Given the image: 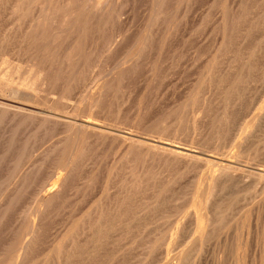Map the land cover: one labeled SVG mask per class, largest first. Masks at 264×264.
<instances>
[{
  "label": "bare ground",
  "instance_id": "bare-ground-1",
  "mask_svg": "<svg viewBox=\"0 0 264 264\" xmlns=\"http://www.w3.org/2000/svg\"><path fill=\"white\" fill-rule=\"evenodd\" d=\"M135 1L0 0V264H102L101 261L110 259L105 257L107 256L105 251H109L113 242L116 248V242L121 239L120 236H124L121 235L122 231L128 228L130 232L129 227L133 220L137 223V219L139 220L144 212L149 211L148 214H150V211L158 210L166 199L170 201L168 198L177 200L176 196L183 188V181L184 183L186 181L184 180L186 177L183 176L188 174L193 180L189 181L190 185L187 184L189 186L186 195L188 201L195 202L196 209L192 212L191 208L189 213L182 217L178 216L174 228L169 227L172 231L169 232V238L167 236L168 244L165 237L166 243L162 240V243L168 246L165 245L167 248L160 255L155 254L160 257L154 256L157 260V262L153 260L154 263L160 264L165 255L170 256L172 254L170 249L172 251L173 246L181 244L188 234L191 235V230L194 228L198 234L194 241L192 240V245L174 254L172 259L166 256L167 264H183L191 253L201 249L204 243H209L208 240L217 235L219 228L222 229L225 226V216L230 220L236 213H233L234 210L241 209L235 207L233 209L231 200L228 203L223 202L226 205L230 203L231 207L222 205L221 201L228 193L236 196L239 192L246 191V194H243L246 197L242 199L246 204L245 207L248 205V208H244L247 211L243 212L246 217H251L257 210L264 208L263 100L251 118L245 120L246 110L243 116L242 111L240 112L242 102L235 100L236 97L232 96L234 99L228 100L225 96V103L221 102L223 104L221 111L218 109L220 106L215 108L218 103L213 106L217 101L214 99L218 97L217 95L212 97L215 100L214 104L213 99L205 98L202 105L200 102L203 114L195 116L192 122L194 136L187 140L190 144L177 140L182 134H179L180 129L177 128V124L174 128H172L174 125L171 127L167 125L171 120L181 117L177 116V114L180 115L177 113L178 109L177 111L173 109L176 106L172 108L173 111L170 107V111L165 112L159 109L160 107L157 109V104L155 106L152 103L154 100L147 103L151 104L150 106L154 105L156 110L147 104L143 105L144 101L139 103L138 112L140 113L137 112L139 115L136 114L138 117L132 123L133 129L121 127L128 123H125V114L128 110H125L123 106L126 98L124 99L121 95L124 100L116 99L120 92L123 91L125 94L133 83L138 82L142 70L148 66V59L153 53L159 54L157 60L159 65L160 63L162 65L163 53L170 46L182 43L187 47L192 39L186 38V34H190L193 27V24L191 26L189 23L191 17L190 19L188 17L193 10L195 11L204 3L203 0H147L148 3H145L148 4V9L152 7V11H147L148 15H143L148 17L146 21L148 26L140 34L130 29L133 14H136L135 8L133 9ZM240 1L235 2L238 4ZM230 2L235 5L232 0ZM252 2L242 0L238 6L231 7V5L228 11L220 14L221 16L223 14V17L219 18H224V22L221 24L223 31L219 27L223 32V38L219 39L223 41L221 45L217 43L220 45L217 47L218 51L217 53L215 51L214 56L211 55L212 58L210 57L211 60L206 65L207 75L205 76L209 86L218 87L220 84L223 86L226 75L231 73L227 71V74H224L226 73L224 71L229 69H226L222 63H226L225 59L229 56L232 59V56L234 58L237 54L238 59L240 55L239 58L242 60H238L243 61L241 71L235 68V70L239 69V73L234 77L230 76L232 77L229 78L230 84L227 82L229 89L225 84L229 93L228 98L231 94L237 96L239 93L237 89L247 87L249 81L253 83L252 76L255 77L257 73L260 78L258 82L264 79V8H262L264 4L258 3L257 0V3ZM171 14H173L172 20L175 14L180 16V19L177 16L179 21L174 19L175 23L172 21L169 23ZM197 14L199 15L198 12ZM206 17L208 16L202 15L199 17V22L197 21L201 23V28L207 20ZM219 18L217 23L221 22ZM196 29L200 32L198 26ZM220 30H217L218 35ZM253 35L255 41L252 38ZM196 36L194 37L197 38ZM250 38L253 39L251 43L248 42ZM193 41L190 43L191 48L197 42L195 40L193 45ZM186 47V50L189 48L187 52L192 50ZM177 48L179 49V46ZM171 49L172 47L168 49L169 52ZM174 53L177 51L173 52V56ZM187 57H190L188 61L192 64L196 56H191L189 53ZM15 59L22 60L24 65L20 64L21 62L15 63ZM232 62L230 60V63L234 64ZM194 64L192 65L196 67ZM222 68L225 70L223 71ZM93 87L96 88L92 90ZM214 90L219 93L216 89ZM82 98L85 99L84 102L80 100ZM236 99H239V96ZM79 100L83 102L80 105H78ZM220 100L223 101L221 98ZM251 107L246 109L249 111ZM213 108L214 111L216 110V115L212 114ZM237 108L240 109L242 116L239 112V116L238 113L236 115ZM217 110H219L218 113ZM248 111L247 113H251ZM52 138H54L53 143L40 150L43 141ZM71 140V147L66 152ZM231 145L235 147V150ZM230 146L233 151L228 149ZM117 147L120 148L121 156L118 155L116 162L115 158L118 156L115 155L118 151L116 153L114 151ZM37 148H40V151ZM37 151L39 152L36 153ZM109 151L113 152L115 162L105 164L106 161L103 164L101 157L104 155L106 158V153H108L107 156L111 155ZM107 160L111 161L108 157ZM99 191L103 194L96 199ZM82 194L86 195V198L80 196ZM227 197L224 198L226 201H228ZM232 199L235 200V198ZM142 200L143 204L140 202ZM89 201L94 203L92 208V203ZM86 203L91 210L85 208ZM180 205H176L179 208H175L176 211L173 212L176 213L175 217L182 213H180L182 210L180 207L183 206ZM155 214L153 213V216ZM145 216L148 217V221L151 220L149 219L151 215L144 214ZM174 219L176 222L177 219ZM146 220H143V223H147ZM147 224L144 225H150ZM147 230L146 228V232ZM146 232L144 231V236H150L145 234ZM126 233L122 238L121 246L127 243L124 242L127 240H124L125 237L130 238L133 235L130 232L132 235L127 236ZM149 233L154 236L150 231ZM158 233L155 231V236L158 237ZM258 234L256 237L259 236ZM150 239L151 243L145 245L146 251L150 250L151 253L155 243L152 246L154 237ZM143 240L140 243L146 242L145 239ZM131 243L133 244V241ZM136 244L138 245L139 242ZM161 244L159 247L164 245ZM129 245L126 244L123 247ZM256 246L258 245H255V249ZM120 248L112 250L114 252L112 254L117 253L114 255L116 258L123 255ZM155 248L157 250L158 247ZM240 249L241 247L239 251ZM125 250L128 251L126 248ZM146 251L144 250V253ZM251 252L253 251L250 250ZM146 253L145 256L148 258L150 254L146 255ZM260 253L259 251V255ZM263 254L262 257H264ZM141 255L139 256L142 257L141 259L146 258ZM113 258L111 259H116ZM252 258L255 260L256 257ZM112 260H109L108 264L118 261L117 259L111 263ZM245 261H247L246 258ZM245 261L243 260L244 263Z\"/></svg>",
  "mask_w": 264,
  "mask_h": 264
},
{
  "label": "rangeland",
  "instance_id": "rangeland-1",
  "mask_svg": "<svg viewBox=\"0 0 264 264\" xmlns=\"http://www.w3.org/2000/svg\"><path fill=\"white\" fill-rule=\"evenodd\" d=\"M137 1L139 2L138 4H137ZM207 1H209V0H203V2L204 3H206V4H204V3H202V5H201V7H199V8H197L196 10H197V12L199 13V15L197 14V12H196V10L194 11H192L193 12V14H192V12H191V15L188 17L189 19H190V17H191V19H190V21H189V23H190V25L191 24H193V27L191 28V30H190V34L188 33V34H186V38H188V39H192V41H193V45H195V40H197V42H198V44H197V42H196V45L195 46H192V48H191V45L192 44H190L192 41L190 40L189 41V43H188V45H187V47L185 46V44H182L181 42V44H179V43H177V45L179 46V49L177 48L178 46L177 45H173V46H170L168 49H170L171 47H172V49L171 50H173V51H171L170 50V52H169V50L168 49H166L165 50V52L163 53V59L161 60V58H160V60L162 61V65H161V63H160V65H159V62H158V60L157 59H159V54H156V53H153L152 54V57H151V59H150V57H149V62H147L148 63V66H146V68H144L143 70H142V74L139 76L140 78H138L139 80H138V82L137 83H133V86H131V88H130V86H129V88H130V90L129 89H127V91L125 92V94H124V92L123 91H121L120 92V95H118L119 97H121V95L124 97V99H125V104H123V106H125L124 108H125V110H128L129 111V114H128V111H126V114H125V123H127V124H123V125H121V127H123V128H126V129H133V127H132V123L133 122H135L136 121V118L138 117V113H140V112H138L139 111V106L138 105H140L141 104V102L142 101H144V104L143 105H148V103H151L153 100L156 102H152L155 106H156V104H157V109L159 108V109H163L165 112L166 111H170V107H171V111H173V109L175 110L176 109V111H177V109H178V111H177V113H180V115L179 114H177V116H181L180 118H178L177 120H174V121H170V122H168V126H173L172 128H174V127H176L175 125L177 124V128H179L180 130V132H179V134H181L180 136H178V138H177V140H180V142H182V143H186L187 142V144H190V142L188 143V141L187 140H189V138L193 135L194 136V133H193V131H192V128H191V126H192V122H193V120H194V117L196 116V117H198V116H200V115H202L203 114V112H202V110H201V108L202 107H200V102H201V105L203 104V102L205 101L204 99L206 98V99H208L209 100V98L210 99H213L216 95L218 96V97H220V96H222V97H220L221 99H223V101H221L220 100V98H218V97H215L214 99H216L217 101L215 102V100L213 99L212 101V103L214 104V102H215V104L213 105V106H216V103H218V104H220V105H218L217 104V106L215 107V108H218V106H220L218 109H220V111H221V106L223 105V104H221V102H224L225 103V101H224V97L225 96H227L226 98L228 99V100H233L234 98L233 97H236V98H238V96H239V99H236L235 98V100H240L241 102H242V104H243V102H244V106H242V104H240V106L238 105V108L240 107V112L241 113H243L245 110V114L243 113V116L245 115V120H248V119H250L251 118V116L254 114V112L257 110V107L260 105V104H262L263 102H264V79L260 82H258L257 80H259L260 78L258 77L259 76V74L257 73L256 74V76L255 77H257V79L254 77V76H252L253 77V79L252 80H254V82L253 83H250V82H252V81H249V83H250V85H249V83H248V85H247V87L245 86V88L243 87V89L242 88H240V90L239 89H237V93H238V95L237 96H235V95H232L231 94V96H230V98H228V96H229V93L227 92V89H226V87H228V89H229V85H228V83H229V81H230V79L232 78V77H234V75H236V74H238L240 71H241V69L242 68H240V67H242L243 65V61H241L242 59L241 58H239L240 57V55H239V57H238V59H241V60H238L237 58H236V56H237V54L236 55H234L235 57L233 58V56H232V59H233V62H234V64H231L230 63V60H231V62H232V59L230 58L231 56H229L228 58H230L229 60H228V58L227 59H225L226 60V63L228 64V65H226V63L224 62V63H222V65L224 66V67H226V69H229V70H225L224 68H222L223 69V71L224 72H226V73H224L225 75L227 74V71H228V73H231V74H228V76L226 75V77H225V84H227L228 86H226L225 84H224V82L222 83V84H224L223 86L220 84V86L221 87H223V88H221L220 86H213V87H211V86H209V84H208V82H207V80H206V76L205 75H207V73H206V69H207V67H206V65H208V61H210L211 60V58H212V56H214L216 53H217V47L218 46H220L221 45V42L223 41H221V39H219V38H223V30H222V25L221 24H223L222 22H224V18H219V17H223V14H222V16L220 15L222 12L224 13V11H228L229 10V8H231V7H233V3L232 2H230L231 0H223V1H225L223 4H222V2L223 1H221V0H213V1H211L210 3L209 2H207ZM233 2H235V1H238V0H232ZM240 1V0H239ZM243 1H245V0H243ZM252 1H254L255 3H260V4H264V2H263V0H257V2H256V0H251V3H253ZM136 3H134V7H133V9H134V13H136V14H133L134 15V20L132 19V24H131V27H130V29H134L135 31H138L140 34H142L143 32H144V29H146L147 28V26H148V23H146V21H147V19H148V17L147 16H143L144 14L145 15H148V12H150V11H152V7L150 6V8L151 9H148L149 7L147 6L148 4H146V3H148L147 2V0L145 1L144 0V2H143V0H136L135 1ZM146 2V3H145ZM218 3V4H217ZM228 3V4H227ZM239 3H242V0L240 1V2H238V4H237V2H235V7L236 6H238L239 5ZM227 4V6L226 7H224L225 5ZM230 4V5H229ZM259 4V6H262V5H260ZM221 5H223V6H221ZM232 5V6H231ZM141 6V7H140ZM229 6V7H228ZM231 6V7H230ZM203 7V8H202ZM219 7H222V8H224L223 9V11H222V8L221 9H219ZM139 8V9H138ZM226 8V9H225ZM262 8H264L263 6H262ZM136 9H138V10H136ZM219 9V10H218ZM228 9V10H227ZM216 10V11H215ZM141 11V12H140ZM148 11V12H147ZM145 12V13H144ZM196 12V13H195ZM137 13H138V15H137ZM147 13V14H146ZM203 13V14H202ZM142 14V15H141ZM174 14V13H173ZM173 14H171L172 16L171 17H169V18H171V20H170V22L169 23H171V21H172V23H175V20L176 21H179V20H177V16H176V14H175V16H174V19L172 20V18H173ZM201 14V15H200ZM193 15V16H192ZM197 15V16H196ZM202 15H204V16H208V17H206L207 18V20H206V22L204 23V25L202 26V28H201V23H198L199 22V17H201ZM136 16V17H135ZM138 16V17H137ZM199 16V17H198ZM142 17V18H141ZM144 17V18H143ZM176 17V18H175ZM180 16H178V18H179ZM194 17H196V18H194ZM219 18V21H220V19H221V22H219V23H217L218 22V18ZM194 18V19H193ZM180 19V18H179ZM188 19V20H189ZM142 20V21H141ZM195 20H196V22H195ZM194 21V22H193ZM198 21V22H197ZM208 21V22H207ZM142 22H143V24H142ZM146 23V24H145ZM194 23L196 24L195 26H194ZM197 24H200V25H197ZM218 26H217V25ZM220 24V25H219ZM136 25V26H135ZM143 25V26H142ZM146 26V27H145ZM192 26V25H191ZM197 26H198V29L199 28H201V30H200V32H197ZM205 26V27H204ZM142 27V28H141ZM216 27H218V29L216 28ZM219 27H220V29L222 30H220L219 29ZM139 29L141 30V31H139ZM195 31H194V30ZM193 30V31H192ZM217 30H220L221 32H219L218 31V33H219V35L217 34ZM216 31V32H215ZM142 32V33H141ZM196 32V34H194ZM193 33V34H192ZM203 33V34H202ZM197 34H199L198 36H196ZM217 34V35H216ZM190 35V36H189ZM193 35V36H192ZM221 35V36H220ZM194 36H196L197 38H195ZM201 36V37H200ZM217 36H220V37H217ZM190 37V38H189ZM195 38V39H193V38ZM255 36L253 35L252 36V38L254 39V41H255V38H254ZM252 38H250L249 39V43H251V42H253V39ZM200 39V40H199ZM218 41H220V42H218ZM247 42V45H249V43ZM217 43H219L218 45H217ZM200 44V45H199ZM214 45V46H213ZM246 45V46H247ZM181 46V47H180ZM184 48H183V47ZM198 46H201L200 48L198 47ZM215 46H216V50H215ZM185 47L186 48H188V47H190V50L191 51H188L187 52V50H189V48L186 50L185 49ZM195 47V48H194ZM197 47V48H196ZM183 49V50H182ZM213 50V51H212ZM177 51V53H174V56H173V52H176ZM195 51V52H194ZM197 51V52H196ZM215 51H216V53H215ZM169 54H168V53ZM202 52V54H200ZM213 52V53H212ZM239 52H240V50H239ZM180 53V54H179ZM189 53H191V56H196L195 58H194V61H192V64H194V65H196V67L195 66H193L192 64H191V62L189 63V59H190V57L188 58L187 56H188V54ZM193 53H195V54H193ZM196 53H197V55H196ZM212 53V54H211ZM212 55V56H211ZM168 56V57H167ZM166 57V58H165ZM211 57V58H210ZM242 57V56H241ZM169 58V59H168ZM240 62H238L236 59ZM156 59V60H155ZM209 59V60H208ZM153 60V61H152ZM237 62H236V61ZM16 61V62H15ZM15 63H17V64H19L20 62V64H22V65H24L23 64V61L22 60H18V59H15ZM227 61H229V62H227ZM154 62V63H153ZM155 62H157L158 64H156ZM167 62V63H166ZM232 62V63H233ZM187 63H188V65H187ZM197 63V64H196ZM154 64H156V65H154ZM169 64V65H168ZM189 64H191V65H189ZM230 64H231V66H230ZM235 64H237V65H235ZM153 65V66H152ZM221 65V66H222ZM240 65V66H239ZM242 65V66H241ZM155 66V67H154ZM194 68H193V67ZM229 66V68H227ZM234 66H236V67H234ZM155 69H154V68ZM166 67V68H165ZM231 67V68H230ZM233 67H234V70H235V68H239V69H236L235 70V72L233 71ZM169 68V69H168ZM193 68V69H192ZM152 71H151V70ZM158 69V70H157ZM187 69H189V70H187ZM203 69V70H202ZM156 70V71H155ZM238 70H239V72H238ZM150 71V72H149ZM229 71H231V72H229ZM159 72V73H158ZM237 72V73H236ZM166 73V75H164ZM235 73V74H234ZM156 74V75H155ZM158 74V75H157ZM202 74V75H201ZM150 75V76H149ZM160 75V76H159ZM258 75V76H257ZM144 76H145V78H144ZM149 76V77H148ZM154 76V77H153ZM157 78H156V77ZM158 76H159V78H158ZM230 76H232L231 78H230ZM161 77V78H160ZM227 77H228V79H227ZM255 78V79H254ZM152 79H153V81H152ZM199 80V81H198ZM206 81V82H205ZM140 82V83H139ZM149 82V83H148ZM155 82V83H154ZM200 82V83H199ZM228 82V83H227ZM257 82V83H256ZM151 83V84H150ZM202 83V84H201ZM263 83V84H262ZM94 84V82L92 83V85ZM134 84H136V86L134 85ZM197 84V85H196ZM201 84V85H200ZM230 84V83H229ZM155 87H154V86ZM254 85V86H253ZM142 86V87H141ZM226 86V87H225ZM215 87V88H214ZM225 87V88H224ZM96 87H93L92 88V90H94ZM146 88V89H145ZM155 88V89H154ZM198 88V89H197ZM207 88V89H206ZM218 88L220 89V90H218ZM254 88V89H253ZM135 90V92H134V90ZM147 89H148V91H147ZM152 89V90H151ZM214 89H216L217 91H219V93L218 92H215V90ZM224 89V90H223ZM249 89V90H248ZM260 89V90H259ZM146 90V91H145ZM198 90H199V92H198ZM210 90H212L213 91V94H212V91H210ZM221 90H223L224 91V93H225V95H224V93H222L221 94V92H223V91H221ZM239 90V91H238ZM221 91V92H220ZM123 92V93H122ZM131 95H129L128 93ZM132 92V93H131ZM197 92V93H196ZM201 92V93H200ZM210 92V93H209ZM245 92V93H244ZM127 93V94H126ZM141 93V94H140ZM220 95H218V94ZM227 93H228V95H227ZM256 93V94H255ZM148 94V95H147ZM150 94V95H149ZM152 94V95H151ZM208 94V95H207ZM215 94V95H214ZM242 94V95H241ZM126 95V96H125ZM146 95V96H145ZM117 96V97H118ZM141 96V97H140ZM150 96V97H149ZM198 96V97H197ZM214 96V97H213ZM233 96V97H232ZM241 96V97H240ZM116 98V99H119V100H124L122 97L121 98ZM129 97V98H128ZM213 97V98H212ZM156 98V99H155ZM188 98H190V99H188ZM192 98V99H191ZM203 98V99H202ZM218 98V99H217ZM225 98V100H227ZM232 98V99H231ZM242 100H241V99ZM261 98V99H260ZM75 99V101H77V99H79L78 97H77V99L76 98H74ZM150 99V100H149ZM185 99V100H184ZM251 99H253V100H251ZM80 100H83V102H84V98H82V99H80ZM79 100V102H78V105H80V104H82L83 102L82 101H80ZM126 100H128V101H126ZM158 100V101H157ZM257 100V101H256ZM262 100H263V102H262ZM147 101H148V103H147ZM150 101V102H149ZM188 101V102H187ZM239 101V102H240ZM251 101H253V102H255L254 104L256 105V106H254V104H253V106H252V103L253 102H251ZM158 102V103H157ZM176 102V103H175ZM179 102H181V103H179ZM240 102V103H241ZM140 103V104H139ZM186 103V104H185ZM132 104V105H131ZM152 104V105H153ZM161 104V105H160ZM183 104H185V105H183ZM251 104V105H250ZM130 105H131V107H130ZM151 104H149L148 106H150ZM150 106L151 108H154L155 110H156V108H155V106ZM172 105V106H171ZM174 105V106H173ZM179 105V106H178ZM249 105V106H248ZM135 106V107H134ZM165 106V107H164ZM169 107V110H168V107ZM176 106V107H175ZM177 106H178V108H177ZM252 106V107H251ZM133 107V108H132ZM163 107V108H162ZM173 107H175V108H173ZM223 107V106H222ZM248 107V109H249V107H251L250 109L251 110H247L246 108ZM173 108V109H172ZM238 108H237V111H236V115H237V113L239 112V110H238ZM130 109H131V111H130ZM136 109H138V110H136ZM180 109V110H179ZM191 109V110H190ZM253 109V110H252ZM135 111V112H134ZM181 111V112H180ZM216 111V110H215ZM215 111H214V108H213V112H212V114H215L216 115V113H215ZM218 111L219 110H217V113H218ZM247 111L248 112H251V113H247ZM131 112V113H130ZM138 112V113H137ZM201 112V113H200ZM239 112V113H240ZM239 113H238V116H239ZM240 113V115L242 116V114ZM136 114H138V115H136ZM249 114V115H248ZM133 116V117H132ZM184 116V117H183ZM126 117H128V118H126ZM131 117V118H130ZM237 117V116H236ZM128 119V120H127ZM184 119V120H183ZM134 120V121H133ZM176 121V122H175ZM178 121H180L179 123L180 124H178ZM173 122H175V124H173ZM183 122H184V124H183ZM172 123V124H171ZM128 124H130V125H128ZM182 125V126H181ZM185 125V126H184ZM169 127V128H170ZM182 127V128H181ZM191 128V129H190ZM189 133V134H188ZM187 137V138H186ZM181 138H183V139H181ZM54 138H52L51 140L49 139H46L45 141H46V143H45V141H43V143L40 145L41 147V149L40 148H37L38 150L40 149V150H42L43 148H45V147H48V146H50L53 142H52V140H53ZM54 141V140H53ZM184 141H186V142H184ZM48 142V143H47ZM72 144V140L69 142V144H68V146H67V149H66V152L67 151H69V149H70V145ZM42 146H44V147H42ZM232 147H233V145H231ZM231 146L228 148V149H231ZM119 147H117L116 148V151H114V150H112V151H114L115 153H116V155H115V153H114V155L117 157L118 155L119 156H121L120 154H121V152H119V150H120V148L118 149ZM232 149H234L235 150V147H233ZM231 149V150H232ZM39 150V151H40ZM39 151H37L36 153H38ZM112 151H109V153H111V155H112V157H113V152ZM233 151V150H232ZM262 152V151H261ZM212 153V152H211ZM105 154V153H104ZM107 154L108 153H106L105 155H106V158L104 157V155L101 157V159H102V161H104L103 162V164L105 163V164H109L110 162H111V164H112V162L114 163L115 161H114V158L115 157H111V155L109 154V156H107ZM119 156L117 157V158H115V160H116V162L118 161V158H119ZM107 157L109 158V159H111V161L109 160V162H108V160H107ZM264 157V156H263ZM113 160V161H112ZM189 175V178H187V176ZM188 175H184L183 177H186V179L184 178V180H186L185 181V183H184V181H183V188H182V190H181V192H179L180 194H176L177 196H176V198H177V200H172V198H168V199H170V201H168L167 199H166V201H165V205L164 204H162L161 206H160V208H162V209H156L155 211H152L155 215V217L153 216V213L150 211V214H148V212L149 211H147L146 213L144 212V214L145 215H151V217H149V219H151V220H149L148 221V217L147 216H145L146 217V219H144L145 217H144V214H143V220H146L147 221V223H149L150 225L149 226H145L144 224H147L145 221V223H143V220H142V217L140 216V219L138 220L137 219V223H136V220H133L132 221V223H131V225H130V227H129V229H130V232L131 233H133V235L130 233V232H128L129 230H127V229H124V231H122V233H121V235H124L125 236V234L124 233H126V230H127V233H126V235L128 236L129 234L130 235H132L131 237L133 238H129V237H125V239L124 240H126V241H124V242H127L126 244L127 245H129L130 243H131V241H133V244L131 243L128 247H123V246H125L126 244L124 243V245L123 246H121L122 245V243H123V240H122V238H124V236H120V240H122L121 241V243H120V240H118L116 243H117V245H116V248H115V244H113V243H115V242H113L112 243V245L114 246V248H113V246L111 245V248L108 246V249L110 248L111 249V253H110V249H109V251L108 250H106L105 251V254H107V256H105V257H109L108 259L109 260H112L111 258H113V259H115L116 257L114 256V255H117V253H115V254H112V252L115 250V249H119L120 247V249H121V252H122V254L124 255V257H123V255H121L120 257H118V258H116L115 260H117L118 259V261L116 262L115 260H112V261H110L111 263L113 262V261H115V262H113V264H153L154 263V261L153 260H155V257L154 256H156V255H160L161 254V252H164L165 250L164 249H166L167 247L166 246H168L167 244H168V238H169V235H170V233L169 232H171L172 230L171 229H173L174 227L173 226H175L176 225V223H177V221H178V218L181 216H183L184 214H186L191 208V210L190 211H192L193 212V209L195 210L196 209V206H195V202L194 201H188V197H187V195H186V190L188 189V186L190 185V182L189 181H192L193 180V178H191L192 176L190 175V174H188ZM191 176V177H190ZM188 180V181H187ZM189 182V183H188ZM187 184H189V185H187ZM34 186V185H33ZM184 187H185V190H183L184 189ZM184 193H183V192ZM242 192V191H241ZM246 192V191H245ZM244 191L242 192V193H240L239 192V194H236V196L235 195H231V193H228L229 194V197H227L228 196V194H227V196L225 195L224 196V198L226 199V197L228 198V201H226L224 198L222 199L223 201H221L222 203L224 202H226V203H228L229 202V200H231L230 202H231V204L233 205V209H234V207L236 208V209H240V211L242 212V214H241V212L239 211V210H237V211H235L234 210V212L233 213H235V214H233V216H232V219H228V221H226L227 219H226V216H225V219H224V225L225 226H223L222 227V229L221 228H219V230L217 231V235H216V237H215V235L210 239V240H208L209 241V243L208 242H206V243H204L205 244V247H204V244L202 245V250L205 252V253H203V251L201 250V249H198V250H196V251H194L193 252V254H192V256H191V254L188 256V258H186V260L183 262V264H234V261H235V264H241V262H242V264H264V261H263V258L264 257H262L261 255L264 253L263 251H264V236H263V234H264V208L262 209V210H260V211H256L254 214H255V216H254V214H253V216H251V217H246L244 214H243V212H245V211H247V209L245 210L244 208H248V205L245 207V205L246 204H244V200H242L243 199V197L245 196V195H243V194H246ZM100 193V194H99ZM103 194V192L101 193L100 191L98 192V195H97V197H96V199H99L100 197H101V195ZM183 196H182V195ZM185 194V195H184ZM182 197H181V196ZM230 195H231V197H230ZM80 196H82V197H85V196H83V194L82 195H80ZM79 196V197H80ZM232 196H234V197H232ZM178 197H179V199H178ZM184 197V198H183ZM246 197V196H245ZM244 197V198H245ZM81 198V197H80ZM86 198V197H85ZM175 198V197H174ZM175 198V199H176ZM232 198H235V200H233ZM239 198V200H237ZM150 200V199H149ZM149 200H147V201H149ZM171 200L173 201V203H175L176 205H179V206H181L180 204H182V206L183 207H180L182 210H180V213L181 214H177L176 216L177 217H175V214L176 213H173L174 212V210H175V208L177 209V207L179 208V206H177L176 207V205L175 204H173L172 202H171ZM183 200V201H182ZM94 201V200H93ZM93 201L91 202V201H89V202H91L92 203V205H91V203H89V205H91V208H92V206L94 205V203H93ZM175 201V202H174ZM235 201H237V202H235ZM243 201V202H242ZM140 202H142V204H143V200L142 201H140ZM145 202H146V200H145ZM186 202V203H185ZM239 202V203H238ZM222 204V205H224L225 207H231L232 205L229 203V204ZM241 203V204H240ZM183 204H185V205H183ZM187 204H188V206H187ZM235 204V205H234ZM89 205H87V203L85 204V208H87V210H91V208H88L87 206H89ZM240 205V206H239ZM174 207V209H172L173 207ZM187 206V207H186ZM193 206V207H192ZM195 206V207H194ZM242 206V207H241ZM166 207V208H165ZM170 207H172V208H170ZM185 207V208H184ZM85 208H84V210H85ZM242 208H243V210H242ZM173 211H172V210ZM161 210V211H160ZM145 211V210H144ZM176 211V210H175ZM230 212H232V211H230ZM240 212V213H239ZM261 212H262V214H261ZM157 213H159V214H161V215H159V214H157ZM189 213V212H188ZM191 213V212H190ZM239 213V214H238ZM258 215H257V214ZM171 216H170V215ZM158 215V216H157ZM263 215V216H262ZM179 216V217H178ZM238 217V218H237ZM243 217V218H242ZM247 219H246V218ZM254 217H255V219H254ZM258 217V218H257ZM137 218V217H136ZM135 218V219H136ZM139 218V217H138ZM158 218V219H157ZM174 218H176L177 220H176V222H174ZM244 218H245V220H244ZM250 218H251V220H250ZM240 219V220H239ZM142 220V221H141ZM248 220H250V221H248ZM254 220V221H253ZM256 220V221H255ZM258 220H260V221H258ZM139 221V222H138ZM141 221V222H140ZM152 221H154V223H152ZM240 221V222H239ZM243 221V222H242ZM246 222H247V224H246ZM249 222H251V223H249ZM231 223V224H230ZM233 223H237V224H233ZM249 223V224H248ZM259 223H260V225H259ZM164 224V225H163ZM239 224L241 225V226H239ZM244 224H245V226H244ZM259 226H257V225ZM26 225V224H25ZM148 225V224H147ZM170 225V226H169ZM228 225V226H227ZM263 225V226H262ZM235 226H236V228H235ZM242 226H243V229H242ZM249 228H248V227ZM251 226H257L256 228L255 227H251ZM26 227H27V225H26ZM25 226H24V228H26ZM169 227L171 228V229H169ZM238 227V228H237ZM244 227H245V229H244ZM261 227V228H260ZM146 228L148 229L147 230V232H146ZM155 228H156V230H155ZM224 228H226V229H224ZM251 228H253V229H251ZM136 229V230H135ZM143 229V230H142ZM220 229H221V231H220ZM236 229H238V230H236ZM242 229V230H241ZM250 229V230H249ZM254 229H259L258 231L257 230H254ZM263 229V230H262ZM140 230V231H139ZM156 231V233H157V231L160 233H158L157 235H158V237L157 236H155L156 234H155V231ZM168 232H167V231ZM170 230V231H169ZM252 230L254 231V232H252ZM143 231V232H142ZM144 231L146 232L145 234H148V235H150V236H144ZM149 231L151 232V233H153V235L154 236H152V234H150L149 233ZM236 231H238V232H236ZM249 231V232H248ZM256 231V232H255ZM138 232V233H137ZM141 232V233H140ZM166 232V233H165ZM191 235L190 234H188L187 235V237H186V239L181 243V244H179L178 246H173V250L171 251V249H170V252H172V254L170 255V256H168L169 254H167V255H165V257L167 256V257H170L171 259L172 258H174V254H176V253H178V252H180V251H182V249L184 250V249H188V247L189 246H191L192 245V243H193V241H194V239H195V237H196V235L198 234V231L196 230V228H194L193 230H191ZM248 232V233H247ZM240 233V234H239ZM250 233H252V234H250ZM255 233V234H254ZM259 233V234H258ZM262 235H261V234ZM143 235V236H141V235ZM246 234H249L248 236L246 235ZM257 234L259 235L258 237H256L257 236ZM163 235H165V236H163ZM191 237H190V236ZM223 235V236H222ZM250 235H251V239H250ZM255 235V236H254ZM137 236H139V237H137ZM161 237V239H160V237ZM167 236H168V238H167ZM239 236H240V238H239ZM242 236H243V239H241L242 238ZM247 236V237H246ZM254 238H253V237ZM261 236H263V237H261ZM137 237V238H136ZM148 237V239L150 240V241H148V239L146 240V238ZM153 238L154 237V241H153V239H152V241H153V243L151 244L152 246H153V244L155 245V247H158L157 248V250H156V248L153 246L152 247V250H151V253L153 252V255H151V253H150V250H147L146 251V245L145 244H147V243H151V239L150 238ZM157 237V238H156ZM163 237V238H162ZM164 237L167 239H164ZM249 237V238H248ZM135 238H136V240H135ZM237 238V239H236ZM248 238V242H247V239ZM144 241L143 239H145L146 240V242H142V243H140L141 241ZM156 239V240H155ZM188 239V240H187ZM239 239V241H237ZM250 239V240H249ZM130 240V241H129ZM159 240V241H158ZM162 240H166L167 241V244H164V242L162 243ZM193 240V241H192ZM235 240V241H234ZM252 240V241H251ZM253 240H255L254 242H253ZM166 241H165V243H166ZM186 241V242H185ZM229 241V242H228ZM240 241H241V243H240ZM250 241V242H249ZM261 241V242H260ZM263 241V242H262ZM129 242V243H128ZM139 242V246L136 244V243H138ZM190 242V243H189ZM237 242V243H236ZM252 242V243H251ZM257 242H258V244H257ZM259 242L261 243V244H259ZM118 243H120V244H118ZM164 244V245H162V244ZM185 243V244H184ZM263 243V244H262ZM135 244L137 245V246H135ZM143 244V245H142ZM160 244L162 245V247H159L160 246ZM207 244V245H206ZM232 244V245H231ZM236 244L238 245V246H236ZM241 244V245H240ZM243 244V245H242ZM252 244H254V245H251ZM120 245V247H117V246H119ZM145 245V246H144ZM166 245V246H165ZM236 247H241V249H240V251H239V248H236ZM245 245V246H244ZM251 247H250V246ZM255 245H258V247H259V249H258V247L256 246V249H258V250H256L255 249ZM132 246V247H131ZM134 246V247H133ZM142 246H143V249H141L142 248ZM164 246V247H163ZM180 246V247H179ZM188 246V247H187ZM208 246V247H207ZM231 246V247H230ZM250 247V249H249V247ZM131 247V248H130ZM244 247H247L246 249L244 248ZM122 248H124V250L122 249ZM125 248L128 250V251H126L125 250ZM130 248V249H129ZM160 248V249H159ZM162 248V249H161ZM215 248V249H214ZM114 249V250H113ZM139 249V250H138ZM141 249V250H140ZM153 249H155V250H153ZM159 249V250H158ZM244 249H245V251H247V252H245L244 251ZM248 249V250H247ZM254 249V250H253ZM263 249V250H262ZM113 250V251H112ZM131 250V251H130ZM144 250L148 253V254H150V255H148L149 257L147 258V256H145V253H144ZM164 250V251H163ZM202 252H201V251ZM222 250V251H221ZM250 250L251 251H253V252H251L250 253ZM124 251V252H123ZM142 251V252H141ZM149 251V252H148ZM160 251V253L158 254V252ZM174 251V252H173ZM176 251V252H175ZM244 252L245 254H247V255H245V254H243L242 252ZM254 251H256V252H254ZM259 251L261 252L260 254L261 255H259ZM126 252V253H125ZM131 254H129V253ZM155 252V253H154ZM200 252V253H199ZM215 252V253H214ZM238 252H240V253H238ZM109 253H110V256H109ZM114 253V252H113ZM141 253H144V255H141ZM147 253H146V255H147ZM157 253V254H156ZM196 253V254H195ZM199 253V254H198ZM203 253V254H202ZM257 255H256V254ZM128 254V255H127ZM156 254V255H155ZM198 254V255H197ZM208 254V255H207ZM236 254H240L239 256L238 255H236ZM113 255V256H112ZM143 256V257H146V258H144V259H141L139 256ZM201 255H203V256H201ZM206 255V256H205ZM229 255V256H228ZM241 255H242V258H241ZM252 255V256H251ZM255 255V256H254ZM259 255V256H258ZM137 256V257H136ZM200 256V257H199ZM233 256H234V258H233ZM251 256V257H250ZM260 256H261V258H260ZM263 256H264V254H263ZM105 257H104V259H105ZM123 257V258H122ZM152 257H154V258H152ZM156 257H160V256H156ZM165 257L163 258V260L162 261H160L159 263L160 264H167V260H165ZM192 257V258H191ZM195 257V258H194ZM202 257V258H201ZM236 257V258H235ZM237 257H238V259H237ZM248 257H250L251 258V260L252 261H254V262H252L251 260H250V258H248ZM252 257H256L255 258V260H254V258H252ZM121 258V260H119ZM142 260H140V259ZM206 258V259H205ZM225 258V259H224ZM245 258H246V260L247 261H245ZM128 259V260H127ZM157 259V258H156ZM167 259V258H166ZM259 259V260H258ZM260 259H262V260H260ZM109 260H107V258L105 259V261L103 260V261H101L102 262V264H104L103 262H106L107 261V263H105V264H108V261ZM143 260H144V262H143ZM166 262H165V261ZM193 260V261H192ZM196 260V261H195ZM200 260V261H199ZM232 260V261H231ZM243 260L245 261V263L243 262ZM146 261V262H145ZM150 261V262H149ZM176 261V260H175ZM198 261V262H197ZM238 261V262H237ZM249 261H251V263L249 262ZM260 261H262V263L260 262ZM109 262V263H110ZM149 262V263H148ZM155 262H157V260H155ZM187 262H189V263H187ZM232 262V263H231ZM259 262V263H258ZM154 264H157V263H154Z\"/></svg>",
  "mask_w": 264,
  "mask_h": 264
}]
</instances>
